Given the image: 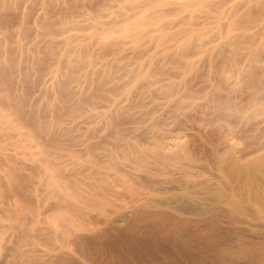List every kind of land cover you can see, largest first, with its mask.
<instances>
[{"label": "bare ground", "instance_id": "bare-ground-1", "mask_svg": "<svg viewBox=\"0 0 264 264\" xmlns=\"http://www.w3.org/2000/svg\"><path fill=\"white\" fill-rule=\"evenodd\" d=\"M125 2L129 11L123 18L125 21L123 24L111 27L100 26L96 30L82 34V39L89 38L84 45L80 43L72 44L69 35L65 38L62 37L63 39L60 40L63 43L61 54H58L59 57L57 56L58 59H55L56 63L51 66L52 69H49L51 76L56 78L55 81H57L62 70L65 74L69 71L73 72V69L76 71L73 62L81 61V63L83 62L82 67L86 68L85 73L88 74L87 77L91 81L95 80L96 75H100L101 80L97 81L99 84L102 85L106 81L108 83L112 82L110 87H112L113 93L111 92V95H108V92L106 93L110 97V100H108L110 103H107V105H110L108 108L101 110L100 113L97 112L102 120H107H104L105 125H109L108 120L111 118L112 113L117 115L123 112L125 114L138 108L143 115L148 116L151 124L150 129H158L162 122L158 117H155L154 111L152 109L141 110L140 108L144 105L141 97H148L151 90H160L163 92V129L165 118H169L182 127V133L179 132L180 135L169 139L167 150H164L165 147L162 149L157 140H153L150 149L142 145L133 146L127 140L125 142L126 146L121 148L115 144L116 141L120 142L121 140V135L118 132L114 133V135L116 134L115 142L114 140L111 141V146L106 144L107 139H103L104 142L101 140L99 142L95 140V143L89 142L90 136L87 138L88 141H83L85 143L80 141L81 146L84 144L85 156L88 154L87 157L83 156L85 158L78 156L77 158L75 154L78 151L76 150L75 153L73 148L75 144L80 146L81 143H78V138L81 139V137H74L78 139L77 142L76 139L72 138L69 142V146L72 144V148L70 147L69 153L67 151L65 153L67 152L68 158L70 157L75 163L77 162L76 165H80L79 167L75 165L76 168L88 169L85 177H81L82 181L79 178L81 182L78 179L74 180L78 184L73 185L76 186L73 187L69 183V179L63 177L65 180L62 181L60 175L57 177L56 172H53L55 171L54 168L52 172L50 171L52 166H49L54 164H50L49 161L50 165H46L48 160L41 163L45 169L44 172L48 173V176L46 175L48 182L54 187V194L57 193L64 198L63 206L55 207L59 210L62 209L63 213L60 212V214L48 217L45 213L42 214L40 207L36 211L37 206H35V209L32 210L36 212L34 216L28 222H24L20 213L25 210L23 206L27 208L28 205L21 207V204H19L20 216L10 210L8 212L10 221L9 224H6L8 229L0 227V264H149L146 259L148 255L145 256L146 249L142 250L139 247L138 250L134 251L137 248L129 249L130 246L123 245L125 241L122 243L123 248L113 244V241L119 238L130 239V237H133L134 239L139 238L144 241L147 239L148 241L150 237L147 230L140 229L142 230L140 231L139 229L136 230V227L132 229V227L118 228L113 226L114 220L110 218V211L107 207L112 204L115 196L122 195V193L128 197V202L132 207L130 212L133 215H137L139 219L148 223H156L154 225L167 227L168 231L171 230L170 234L172 233L173 237H171L174 238V242H179L178 245L176 244L177 246H174L177 247L176 253H179V259L173 260V258L169 264H264V133L260 132V125H264V94H261L264 90L263 87L249 84L253 74H256L254 71L256 68L253 67L255 64L263 68L260 70L261 73L264 70V56L259 57L261 55H258L259 51H264L263 0H145L141 3L143 7L136 10H134V1L125 0ZM163 4L174 7L173 10L180 12L183 20L188 21V26L184 29V33L182 32L183 35L164 37L162 33H158L151 36L156 49L147 56L145 64L140 62L134 69L124 71L126 72L124 74H128L127 76L132 78L129 81H127L126 75V81L125 79L124 82L123 79H121L122 82L115 81V76L118 74L116 71H121L117 68L118 65H121L120 58L124 57L122 55L126 53L128 48L132 50V54L133 51H137V35L144 33V30L141 31L142 29L138 32L136 29L135 33L132 30L139 27L143 21L156 22L163 19V13L156 8V6H163ZM210 10L214 12H212L214 16L212 15L210 19L214 18L213 20L217 19L219 21V19L225 17L227 20L226 29L221 32L219 43H215L213 46L207 45L206 39L204 40L202 37L204 36L201 31L202 28L199 30V27L197 28L195 22L192 21L195 17L199 18L202 11L210 12ZM204 15L203 13L202 16ZM243 18L246 21H243ZM68 22L69 20H66L65 25ZM253 22L260 24V28L257 27L259 28L258 31L261 32L258 33L256 30L255 32L260 34V39L253 45L249 44L252 46L249 55L247 54L248 65L243 69L236 66V75L227 74L224 71L225 67L214 68L215 63L212 64L214 53L216 51L222 53L219 47L225 44L236 45L238 43L236 39H239V33H234V35L231 29L242 28L243 39L240 41L246 44L253 35H257L249 31V25ZM51 24L53 25V23ZM141 26L140 28H142ZM116 31H122L123 34L115 33ZM50 33L53 34L52 31ZM133 35H135L134 38L127 40L129 36ZM120 38L130 42V46H118L121 41L124 42ZM171 42L174 43L172 48V45L169 44ZM108 47L112 51L111 57H107L108 54H105V49ZM97 49L100 52H97ZM204 58L207 64L204 63L205 67L201 63ZM116 61H119L117 66L113 64ZM63 62L65 64L62 66ZM113 69L117 73H115L116 75L113 74ZM62 81L64 84L67 80L64 78ZM225 83L229 86H226ZM241 84H245L246 87L250 88L249 95L244 101H241L240 97L236 96L234 92L235 86ZM229 87L233 88L231 93ZM138 94L141 95L140 98L137 97ZM202 101L207 102L210 108L220 110L219 114L222 119L236 116L252 120L255 123L253 124L254 135L250 138H244L248 140V145L246 144L247 146L244 148L238 149L234 144L235 140L233 141L232 130L225 129L219 132L216 131V128V130H212L208 128L211 127L210 120H202L200 117L199 120L196 118L200 122L195 128L197 130H193L192 133L189 131L191 133L189 134L187 131L191 128L194 129V127L190 125L187 127L184 123L194 114H200L203 111V105L207 108V105L202 104ZM122 102L125 103L120 104ZM150 102L153 103L154 101L150 100ZM66 107L68 108L67 105ZM1 109L0 153L5 149L2 138L7 127H12L18 131V135L13 142L16 146L30 148L35 153L40 151L43 148L40 146L41 144L36 143L35 145L30 142L33 136L30 123L29 127H26L28 130H25L23 123L18 120V123H15L14 119L10 122L12 118L9 119V114L4 113ZM198 109L199 112H197ZM75 110H73V113ZM68 113L70 114V112ZM79 113L80 111L77 116H79ZM93 114L95 115V113ZM53 119L52 121H54ZM3 121L7 122V127H4ZM186 122L189 124V121ZM60 123L59 121L58 124L60 125ZM42 124L46 123L43 122ZM48 124L52 123L48 121ZM55 127H58V125H55ZM65 127L68 126L64 125ZM23 128L25 131L21 130ZM58 129L60 130L59 127ZM50 130L52 131V129ZM53 130L56 131V128H53ZM57 132L58 130L56 135ZM53 133L52 135L55 134ZM66 133L64 132L61 137L66 136ZM195 135H198L202 140L209 138L208 140L212 143L211 153L205 155L202 159L198 158L190 147V138L195 137ZM83 136L85 137V135ZM185 136L187 137L183 138ZM213 136H216L215 142L211 138ZM25 137L26 140L29 139L30 141L26 142ZM34 139L35 137L32 140L34 141ZM62 146L64 147V145ZM47 158L49 159V156ZM69 160L66 165L70 162L73 163ZM200 161L206 165L200 167ZM1 165L0 163V167H2ZM62 165L60 166L64 167ZM211 168L219 176L216 185H212V182L209 181L212 176L209 175V169ZM58 169H60L59 166ZM56 171L58 172V170ZM91 171L95 175H92ZM138 173L146 176L145 178L148 180L141 179L142 177L139 178L142 175L138 177L136 175ZM198 174L202 176L199 177ZM6 175L9 178L8 180L13 178V174L8 170H6ZM73 175L64 176L70 178L71 181L74 178ZM149 179H152V182ZM117 183L122 186V189L119 190L114 186ZM162 183L163 188L159 187ZM121 191L122 193L119 194ZM17 202H19V199ZM91 212L96 216L91 215V217L89 215L92 214ZM152 238L150 239L152 240ZM172 240L170 241L172 242ZM162 259L157 264H163Z\"/></svg>", "mask_w": 264, "mask_h": 264}, {"label": "rangeland", "instance_id": "rangeland-1", "mask_svg": "<svg viewBox=\"0 0 264 264\" xmlns=\"http://www.w3.org/2000/svg\"><path fill=\"white\" fill-rule=\"evenodd\" d=\"M131 1L132 2L134 1L135 3L134 10H136V9H141L143 7L141 3H143V1L145 0H131ZM156 8L159 9L161 13H163L164 15L163 19H159L156 22L143 21L141 24L142 26L140 25L142 28H140L139 26L135 28V30L133 29L134 31L132 30V32L135 33L136 29L137 32L142 29L141 31L144 30V33H142L141 35L139 34L137 35L138 48L137 51L135 50L136 52L133 51L134 53L132 54V50L128 48V50H126L127 54L125 53L122 55L124 56L122 57L124 59L120 58L121 65H118L119 61H116L115 63L113 62V64H115L116 66L118 65L117 67L118 70L121 69V71L119 70L120 72L116 71L118 74H120L118 75L114 71L115 69L114 67L116 66L113 65L114 69L112 70V72L114 71L113 74L115 73L117 74V75L115 74L116 75L114 79L115 81L122 82L121 79H123L124 82V79L128 75V74H124L126 73L124 71H126L127 69H132V68L134 69L137 66V64L140 62L144 63L147 56H149V54L155 51L156 45L154 40L151 39V36L157 35L158 33L159 34L162 33L164 37L165 36L168 37L169 35H173L174 37H179L183 35L184 29L186 28V26H188L187 25L188 21L183 20L181 13L174 11L173 10L174 7L170 5L163 4V6H156ZM128 11L129 10L126 6L125 0H21V1L0 0V109L2 108L1 110L4 113L9 114V119L10 117L12 118L10 122L15 120L14 122L18 123V121H20L21 123L24 124V128L29 127L28 125L30 123V125L32 126V127L30 126L31 127L30 129H33L31 130V134H33V136L31 138V141L29 139L26 140V137L24 139L26 140V142L29 141L31 143L33 142L35 145L36 143L41 144L40 146L43 147L40 151L35 153L32 152L30 148H22L20 146H16L13 142L18 135L17 129H13L12 127H7L6 125L7 122L3 121L4 127H7L5 129V134L2 138L5 145V149L3 150V152L0 153V163L2 164L1 165L2 167H0V227H2L3 229H8V225L6 224H9L10 221V218L8 216L9 215L8 212L10 210H13L12 212L18 213L16 214L17 216H20L21 214V218L24 222H28L29 219L31 220V217L34 216L36 212L35 211L33 212L32 210L35 209V206H37V208L35 209L36 211L40 207L42 214L45 213V215H48V217L60 214V212L63 213L62 209L59 210L56 208L63 206L62 203L64 202L63 201L64 198L61 195H58L57 193L54 194V190H53L54 187L48 182L47 179L48 173L44 172L45 169L43 168L41 163H43L45 160H48L46 161V165L54 164L49 166V167L52 166L51 167L52 170L50 171L52 172L54 168L55 171L53 172L54 173L56 172L55 174L57 175V177L58 175H60L59 177L60 178L62 177L61 178L62 181L65 179H69L68 181L69 183H71L72 186L78 184L74 180L78 179V181L80 180L82 181L81 177L82 178L85 177L86 171L88 169L84 170V168L80 167L81 170L78 171L80 169V168L78 169L80 165L77 164L78 167L76 168L77 162L75 163L74 160H72L70 157L68 158L66 154L69 151L70 147L72 146V144H70L71 146H69V142L72 138L81 137V139L78 138L79 141L78 139L74 138L76 139V142L78 141V143H81L80 141H82V143H85L86 141L89 140V139L87 140V138H89L90 136L92 138L90 137L89 142L92 143H95L96 141L99 142L100 140L103 141V139H107L106 141L105 140L104 141L108 146H111L112 145L111 141L113 142L114 140L115 142L116 134L114 135V133L118 132L119 135H121V140L120 142L116 141L115 144L121 148L125 147L126 146L125 142L128 141L133 146L142 145L145 148L150 149L153 140H157V143L161 144L162 149L163 147H165L166 149L164 150H167L168 149L167 147L169 145V139L172 138L173 136L175 137L182 133L181 132L183 130L182 127L179 124L172 122V120H170L169 118H165L164 120L165 124L163 129V110H162L163 92H161L160 90L157 91L151 90L150 91L151 94L148 97L146 98L141 97V100L143 99L142 101H144L143 102L144 105H142L140 108L141 110L152 109L154 111L155 117H158L159 120H161L162 122L161 125L158 127V129H152V128L150 129L151 124L149 123L148 116L143 115L138 108L132 110V112L125 114L123 112L120 114L118 113L117 115L112 113L110 115L111 118L109 119L108 117L109 125H105V121L107 120L104 118L103 119L105 121L102 120V117H100L97 114V112L99 111L98 113H100L101 110H104L109 107L110 104L107 105V103H110V101L108 102V100H110V97H108L106 93L108 92L107 93L108 95H111L113 93L112 91L113 89L112 87H110L112 86V82L108 83V81H106L102 83V85L99 84V82L97 81L101 80L100 75L99 76L96 75L94 77L95 80L91 81L89 77H87L88 74L85 73L86 68L82 67L83 62L81 63V61L73 62L76 71L72 68L73 72L69 71L66 72L65 74V72L62 70V72L58 75L60 76L58 77L59 78V80H57L58 82L55 81L56 78H52L51 76L50 73V70L52 69L51 66L55 65L56 63L55 59L56 58L58 59L59 57L58 54L60 53V51H62L61 48L63 43H61L60 41L63 39L62 37L65 38L66 36L69 35L71 36L72 44L80 43L81 45H84L88 42L89 38L82 39L81 37L82 34L90 32L92 30H96L100 26L111 27L113 25L115 26L117 24H123L125 22L123 18L126 16V13ZM205 12L207 11H202V14L203 13L205 14L204 16H202L201 14L203 18L201 16L199 18L195 17L192 21L193 23L195 22V26L197 25L196 26L197 28L199 27L198 28L199 30H201L202 28L201 31L202 33H204V36L202 37L204 38V40L206 39V43H208L207 45L213 46L215 43L216 44L219 43L220 34L224 29H226L225 27L227 24L226 23L227 20L225 17H222L221 19H219V21L217 19L213 20L214 18L210 19L212 15L214 16L213 14L214 12L211 10L210 12L207 13ZM198 14L200 13L198 12ZM66 20H69L67 25H65ZM243 21H246V19L243 18ZM257 22L250 23L249 25V31H251L252 34L253 33L257 34L255 31L256 30L258 31V29L260 28V24H258ZM51 23H53V25ZM255 23L257 24L254 25ZM257 26H259V28ZM45 29L47 30V32H45L46 31ZM49 29L52 31L53 34L50 33L51 31ZM203 29L206 31V33ZM242 31H243L242 28L231 29V32L233 34L239 33V39H236L238 43L236 45L225 44L219 47L222 50V53H218V51L214 53L212 58V64L215 63L213 65L214 68H218L219 66H221L220 68L225 67L226 70L224 68V71L227 72V74L236 75L237 73L235 72L236 66L237 67L239 66L240 69H243L248 65L247 54L249 55L250 52L249 50L250 47L253 45V43H257L259 41L260 34L253 35L251 40L248 43L244 44L240 41L243 39ZM260 32L261 31H258V33ZM115 33L123 34L122 31L120 32L116 31ZM134 36L135 35L129 36L127 40L130 38H134ZM120 39L124 40V42L121 41L118 44V46L120 47L130 46V42H127L126 39L123 38ZM169 44L172 45L171 48L174 47V43L171 42ZM110 51L111 50L109 49V47L105 49L106 52L105 54L106 55L108 54L107 57H111L110 54L112 53V51L111 52ZM97 52H100L99 49H97ZM129 52L130 54H128ZM258 55H261L259 57H263L264 51L263 50L259 51ZM227 60L229 61L232 60V61L229 62ZM201 63L203 64L204 67L207 65L205 58ZM64 64L65 63L63 62L62 66ZM253 67H255L256 69H254ZM253 67L252 69H254L256 74H253V76L249 80L250 81L249 84L251 86L253 85L257 87L259 86L260 88L263 87L262 89L264 90V70H262L261 73L260 70L263 69L262 67L258 65L256 66V64ZM129 77L127 76L126 78L127 81H129V79H132ZM64 78L67 81L63 84L62 79L64 80ZM60 81L62 84L60 83ZM225 85L229 86L226 83ZM229 89L231 93L233 88L229 87ZM249 91L250 88L246 87L245 84L236 85L234 88L235 95L239 96L240 97L239 99L241 101L245 100V98L249 95ZM135 93L137 94L138 92ZM261 94H264V91ZM140 96L141 95L139 94L137 95V97L139 98ZM18 100L20 101V103ZM150 100L154 102L151 103ZM15 102L18 105H16ZM124 103L122 102L120 104H124ZM203 103L207 105L208 109L206 108V106L203 105V111H201L200 114L196 113V115L198 114L199 116L198 115L196 116L194 114L191 118H189V120L188 119L186 120L189 121V124L186 121L184 123V125H186L187 127H189V125L191 127H194V129L189 128L190 130L187 131L189 134H191L193 130L197 128L196 126L199 125L200 122H198V120L200 117V119L202 120L203 119L207 121L210 120L209 122L211 123L210 124L211 127L208 128H211L212 130L217 129L216 131L218 132L220 130H225V129L232 130V134L234 137L233 141L235 140L234 144L237 146L238 149H242L248 145L249 143L248 140L244 138H250L252 135H254L253 124L255 123H253L252 120L250 121L248 119H244V118L242 119L236 116L222 119L220 118V114H219L220 110L214 109L212 107L211 109L209 107L210 105L207 104V102L202 101V104ZM66 105L68 106V108L66 107ZM94 109H96L97 111H95ZM73 110H75L74 113ZM79 111H80L79 116H77ZM19 112H21L22 115ZM68 112H70V114ZM197 112H199V109L197 110ZM93 113H95V115ZM72 116L75 118L73 119ZM52 119L54 121H52ZM214 120L217 122H211ZM48 121L52 124H48ZM59 121L62 123V124L60 123V125L63 126H60L58 124ZM43 122L46 124H42ZM48 125H50L51 127ZM55 125H58L60 130L58 129V127H55ZM64 125L68 127L67 128L65 127L66 128L65 129ZM52 127L54 129L56 128V131L58 130L57 135H56V131L53 130ZM104 127L106 128L104 129ZM24 128L21 130L22 131L28 130L27 128L24 130ZM69 128L71 129V131ZM260 128H261L260 132L264 133L263 130L264 125H260ZM50 129H52V131ZM61 129L64 130L62 131ZM91 129L93 130V133ZM64 132L65 133L67 132L66 133L67 135L65 134L66 136L61 137V135L62 136L64 135ZM52 133L54 135H52ZM91 133L93 136L90 135ZM83 135H85V137ZM54 136H58V137H54ZM34 137L35 139L33 141L32 139ZM59 137L62 139H60ZM186 137L187 136L183 138ZM53 138L56 139L59 138V139L55 141ZM211 138H213L214 141L216 136H213ZM63 139L66 141L64 142ZM208 139L209 138H206V140L205 139L202 140L198 135H195V137L190 138V147L192 148V151L198 158L202 159L205 155H209L211 153L212 143ZM52 141H54L56 144ZM207 141L210 143H208ZM82 143L79 145L81 146ZM62 145H64V147ZM75 145L73 146L75 153L77 151L78 152L76 154L74 152L73 153L76 155V157L78 156L81 158H85L88 156V154L87 156H85L86 152L83 149L85 148L84 144L81 147L78 146L77 144ZM78 149L81 151L79 152ZM65 151L67 152L65 153ZM53 155L57 157L54 158ZM47 156H49V159L47 158ZM68 160L69 162L73 161L74 166L73 163L71 162L69 164L67 163L66 165V162ZM49 161L50 164L48 163ZM61 163L62 164L64 163V165H62ZM199 163L201 164V166L200 164H198L200 167L206 165L205 163H201V161ZM60 165L64 167H61ZM55 166L57 167L55 168ZM58 166L60 169H58ZM212 169L213 168L209 169L210 171L209 175H212L209 181L212 182V185H216V181L218 180L217 178L219 176H217L215 171H213ZM6 170H8L10 173L13 174L12 175L13 178L11 180H8L9 178L6 175ZM56 170H58V172ZM67 171L69 172L72 171L73 173H69V172L67 173ZM63 172H65L66 174ZM70 174L72 175L74 174L73 175L74 178H72L73 180H71L72 182L70 181V178H67V176ZM91 174L95 175L93 171H91ZM64 175L67 176L65 177ZM136 175H138L139 177V175L142 174L138 173ZM198 175L199 177L202 176L200 174ZM75 176H77V178H75ZM145 177L146 176L142 175L139 178L148 180ZM149 181L152 182V179H149ZM114 186L119 190L122 189V186L119 183L115 184ZM159 187L163 188V183L159 185ZM121 193L122 191L119 194ZM18 199L19 202H17ZM20 199L23 200L22 202L25 203L20 202L21 201ZM19 204H21V207L23 205H28V206H26L27 208L23 206L25 210H23V212L20 213V210H18L20 208ZM107 208L110 211V218L114 220L113 226L118 228L132 227V229L136 227L135 228L136 230L138 229L139 230L142 229L144 231L147 230L148 234H150L148 241L147 239L144 241L143 239L141 240L139 238H135L137 240V244H136V240L133 237H130L131 240L129 238L126 239L119 238L113 241V244L115 246L120 248H123L124 246L127 247L130 246L129 249L137 248L134 249V251L138 250L139 247L142 250L146 249L145 256L147 257L148 255L149 258L148 257L145 258L147 259V262L149 264H154V263L157 264V262L162 258H163L162 259L163 264H169V262L173 258H174L173 260L179 259L178 257L180 255L179 253L178 254L176 253L177 247L176 248L174 247L177 246L179 242L178 243H176L177 241L174 242V238H172L173 237L172 233L170 234L171 230L168 231L167 227L154 225L156 223H148L142 219H139L137 215H133L130 212V209L132 207L130 206L128 202V197L126 195H123L122 193V195L115 196V198L112 200V204ZM31 212L32 214H30ZM89 215L90 216L92 215L93 217L96 216V214L93 213ZM118 215L120 216L117 217ZM24 219H26L27 221ZM196 219H198V217H196ZM197 221L199 222V220ZM151 233L153 234V236H151L152 235ZM152 237L155 238L153 239ZM161 237L163 240L161 239ZM168 237H170L171 239H169ZM150 238H152V240ZM120 239L123 240L120 241ZM159 239L163 243L160 242ZM165 239L167 242L165 241ZM170 240H172V242ZM122 243L124 246L122 245Z\"/></svg>", "mask_w": 264, "mask_h": 264}]
</instances>
